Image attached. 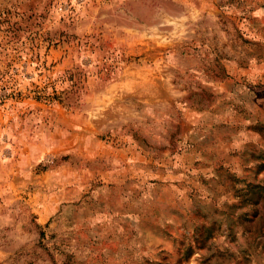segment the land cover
Masks as SVG:
<instances>
[{
  "label": "rangeland",
  "instance_id": "1",
  "mask_svg": "<svg viewBox=\"0 0 264 264\" xmlns=\"http://www.w3.org/2000/svg\"><path fill=\"white\" fill-rule=\"evenodd\" d=\"M0 264H264V0H0Z\"/></svg>",
  "mask_w": 264,
  "mask_h": 264
}]
</instances>
